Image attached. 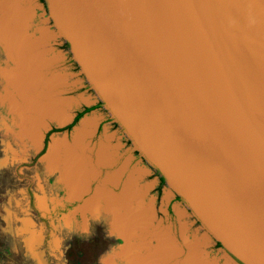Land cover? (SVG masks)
<instances>
[{
	"label": "water",
	"instance_id": "obj_1",
	"mask_svg": "<svg viewBox=\"0 0 264 264\" xmlns=\"http://www.w3.org/2000/svg\"><path fill=\"white\" fill-rule=\"evenodd\" d=\"M132 151L239 264H264V0H44Z\"/></svg>",
	"mask_w": 264,
	"mask_h": 264
},
{
	"label": "rangeland",
	"instance_id": "obj_2",
	"mask_svg": "<svg viewBox=\"0 0 264 264\" xmlns=\"http://www.w3.org/2000/svg\"><path fill=\"white\" fill-rule=\"evenodd\" d=\"M53 38L42 0H0V264H238L103 108L50 133L40 154L46 132L98 102L64 43L34 52Z\"/></svg>",
	"mask_w": 264,
	"mask_h": 264
},
{
	"label": "trees",
	"instance_id": "obj_3",
	"mask_svg": "<svg viewBox=\"0 0 264 264\" xmlns=\"http://www.w3.org/2000/svg\"><path fill=\"white\" fill-rule=\"evenodd\" d=\"M42 2H44V0H42ZM64 47L68 49L66 43H64ZM74 66H75V68L78 70V67L76 66L75 63H74ZM94 108H102V104L98 101V102H97L95 105H93L91 108H84L81 112L76 113L75 116L72 118V121H71L66 127H64L63 129H51L50 131L46 132L45 135H44V138H43V142H42V145H43V146H42V148H41V150H40V154L43 152V150H44V148H45V146H46L47 137H48V135H49L50 133H53V132H59V131L67 130L68 128H71L72 126H74V125L77 123V121L79 120V118H80L83 114L87 113L88 111H90L91 109H94ZM113 125H114V126H117L115 123H114ZM126 143L129 144L130 142L127 140ZM133 153H134L139 159H141V158L139 157V155H138L136 152H133ZM141 160H142V159H141ZM142 161H143V160H142ZM154 173L156 174L157 179H158V188H159V187H162L163 185H165L163 179L158 175V173H157L156 171H154ZM174 201L181 202L180 199H179L177 196H175V195H174ZM195 224L198 225L197 222H195ZM214 246H215L216 248H221V247L219 246V244H217L216 242H214ZM238 264H239V263H238Z\"/></svg>",
	"mask_w": 264,
	"mask_h": 264
},
{
	"label": "flooded vegetation",
	"instance_id": "obj_4",
	"mask_svg": "<svg viewBox=\"0 0 264 264\" xmlns=\"http://www.w3.org/2000/svg\"><path fill=\"white\" fill-rule=\"evenodd\" d=\"M29 27H30V30L29 31H31V33L33 34V36L35 37V34L36 33H38V31H39V29H40V21H39V19H37V17L36 16H34L33 17V19H32V22L30 23V25H29ZM52 35H53V33H52ZM36 38V37H35ZM45 44H46V46H45ZM42 47H46V49H48L49 51H51V53H55V51H62V43H61V41L58 39V38H53V40H51L49 43H46V42H43V43H41L40 42V44H38L36 47H35V49H34V52H36V51H38V49H41ZM55 65V68L58 66V64L57 63H55L54 64ZM61 66V63H59V67ZM53 67V66H52ZM74 68H75V66H74ZM76 69V68H75ZM77 70V69H76ZM134 159H136V157L134 158ZM154 171V170H153ZM154 173V172H153ZM155 174V173H154ZM156 175V174H155ZM157 177V176H156ZM158 180V179H157ZM158 186V185H157ZM168 207H169V205H168ZM169 211H170V209H169Z\"/></svg>",
	"mask_w": 264,
	"mask_h": 264
},
{
	"label": "bare ground",
	"instance_id": "obj_5",
	"mask_svg": "<svg viewBox=\"0 0 264 264\" xmlns=\"http://www.w3.org/2000/svg\"><path fill=\"white\" fill-rule=\"evenodd\" d=\"M6 30H8V29H6ZM8 33V32H7ZM11 36V35H10ZM25 63H26V61H25ZM30 66V65H29ZM32 71V70H31ZM25 75V78L27 79V81H29V80H31V77H32V75L30 74V75H27V74H24ZM24 75H22L20 78H24Z\"/></svg>",
	"mask_w": 264,
	"mask_h": 264
},
{
	"label": "crops",
	"instance_id": "obj_6",
	"mask_svg": "<svg viewBox=\"0 0 264 264\" xmlns=\"http://www.w3.org/2000/svg\"><path fill=\"white\" fill-rule=\"evenodd\" d=\"M31 80H32V79H31ZM31 80H29V81H31ZM51 84H52V85L54 84V80H53L52 82H51V81L48 82V86H50Z\"/></svg>",
	"mask_w": 264,
	"mask_h": 264
},
{
	"label": "built area",
	"instance_id": "obj_7",
	"mask_svg": "<svg viewBox=\"0 0 264 264\" xmlns=\"http://www.w3.org/2000/svg\"><path fill=\"white\" fill-rule=\"evenodd\" d=\"M58 39H59V38H58ZM59 40H60V39H59ZM60 41H61V43H64L62 40H60ZM110 121L113 122L111 119H110ZM113 123H114V122H113ZM140 160H141V159H140ZM164 186H165V185H164ZM157 190H158V189H157Z\"/></svg>",
	"mask_w": 264,
	"mask_h": 264
}]
</instances>
